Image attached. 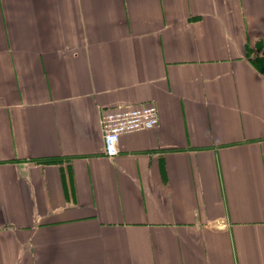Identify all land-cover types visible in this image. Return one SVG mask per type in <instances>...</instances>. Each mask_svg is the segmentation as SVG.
<instances>
[{
    "label": "crops",
    "instance_id": "obj_1",
    "mask_svg": "<svg viewBox=\"0 0 264 264\" xmlns=\"http://www.w3.org/2000/svg\"><path fill=\"white\" fill-rule=\"evenodd\" d=\"M0 264H264V0H0Z\"/></svg>",
    "mask_w": 264,
    "mask_h": 264
},
{
    "label": "built area",
    "instance_id": "obj_2",
    "mask_svg": "<svg viewBox=\"0 0 264 264\" xmlns=\"http://www.w3.org/2000/svg\"><path fill=\"white\" fill-rule=\"evenodd\" d=\"M159 124V111L155 104L111 109L102 117L104 153L113 158L120 153V137L129 132L155 128Z\"/></svg>",
    "mask_w": 264,
    "mask_h": 264
}]
</instances>
